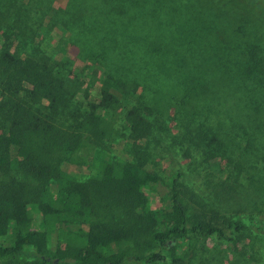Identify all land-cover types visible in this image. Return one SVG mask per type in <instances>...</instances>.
Listing matches in <instances>:
<instances>
[{
	"label": "trees",
	"instance_id": "obj_1",
	"mask_svg": "<svg viewBox=\"0 0 264 264\" xmlns=\"http://www.w3.org/2000/svg\"><path fill=\"white\" fill-rule=\"evenodd\" d=\"M98 1L106 15L74 6L88 20L81 56L93 64L85 71L103 74L100 100L89 106H129L143 87L150 98L125 111L126 153L136 156L102 158L84 179L63 168L82 163L84 146L106 143L75 98L80 91L88 98L86 73L23 51L8 31L10 8L0 6V261L28 253L20 264H188L175 250L181 239L206 233L233 240L247 225L226 216L220 220L228 231L215 225L219 211L196 201L178 159L161 175L137 150L146 156L141 142L152 147L170 132L165 138L177 146L168 151L198 150L204 163L235 160L234 182L241 176L263 188L250 174L264 160L263 49L214 0ZM63 22L72 29V19ZM172 97L168 127L154 104ZM149 184L166 187L160 207L150 203ZM55 230L59 241L50 247Z\"/></svg>",
	"mask_w": 264,
	"mask_h": 264
},
{
	"label": "rangeland",
	"instance_id": "obj_2",
	"mask_svg": "<svg viewBox=\"0 0 264 264\" xmlns=\"http://www.w3.org/2000/svg\"><path fill=\"white\" fill-rule=\"evenodd\" d=\"M214 1L216 6H219V9L222 8L224 13L232 19L233 25L236 24L234 26L242 25L246 32H251V40L260 45L264 53V0ZM102 3L98 0H78L77 2L73 0H0L2 8H10L8 31L11 39L16 38L18 34L19 47L27 53L36 52L54 61L66 60V63L72 66L73 74L75 71L78 73L79 70L85 71L86 64L90 66L93 64L81 56L83 49H86L82 39L86 33H89L88 20L74 6L87 7L94 12L98 10L102 16L106 15L104 11L106 4L104 6ZM96 7L100 8L96 9ZM19 11H21L19 19L24 20L20 23L16 20ZM67 19L73 20L72 29L67 28L63 22ZM69 25H72L71 22ZM2 40L0 35V42ZM65 41L70 45L67 46ZM85 73L83 81L88 91V98L81 91L75 98L79 100L83 110H88L87 118L103 128L106 143L98 150L84 146L81 150V155L84 156L81 164L63 166L78 179L94 174L102 158L123 159L131 155V158L136 156L126 153L127 148L132 146V141L128 134L125 111L130 105L150 98L143 92V87L140 85L138 92L130 98L129 106L119 103L117 109L105 110L100 106L91 108L89 104H97L100 100L99 87L103 74L100 70L97 71L96 76L93 72L88 73V70ZM175 102L177 100L172 97L154 104L156 107L154 115L168 127H170L169 108ZM163 133L165 136L156 144H151L152 147L150 144L141 142L139 150L145 152L146 156L137 150L138 157L146 162L147 167L164 175L169 161L178 159L183 166L184 183L191 188L190 191L194 194L196 201L219 211L220 218L215 220V225L228 231L225 223L220 220L222 216L241 220L247 225L242 231L234 232L233 240H220L214 234H190L177 244L176 253L184 257L188 264H264V184L263 188L258 189L253 186L256 184L255 181L247 183L246 180L242 181L241 176L239 182H234L232 173L236 171L235 160L213 159L211 162L208 160L209 165L208 162H203L198 150L187 154L186 149L179 146V149L168 151L169 148L177 145L172 138L170 140L165 138L166 135L169 137L172 135L170 132ZM88 155L91 157H87ZM225 164L226 168L220 170L219 166ZM256 165L257 168L250 169L251 181L255 178L264 180V160ZM242 176L245 177V174L243 173ZM145 192L150 203L160 207L158 198L166 192V187L160 184H149L145 187ZM38 217L39 215L34 214L35 228L40 227ZM58 241L57 230H55L51 233L49 246L55 247ZM29 259L31 255L24 253L11 262L4 260L0 261V264H20L21 261Z\"/></svg>",
	"mask_w": 264,
	"mask_h": 264
}]
</instances>
